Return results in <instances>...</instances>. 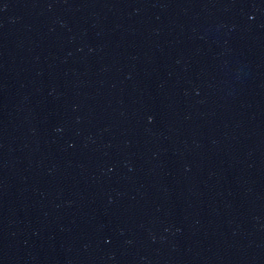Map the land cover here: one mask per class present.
<instances>
[{"label":"water","instance_id":"95a60500","mask_svg":"<svg viewBox=\"0 0 264 264\" xmlns=\"http://www.w3.org/2000/svg\"><path fill=\"white\" fill-rule=\"evenodd\" d=\"M0 264H264V0H0Z\"/></svg>","mask_w":264,"mask_h":264}]
</instances>
